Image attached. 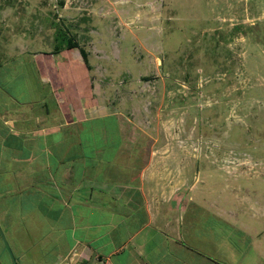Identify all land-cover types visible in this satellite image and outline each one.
I'll return each instance as SVG.
<instances>
[{"label": "rangeland", "instance_id": "obj_1", "mask_svg": "<svg viewBox=\"0 0 264 264\" xmlns=\"http://www.w3.org/2000/svg\"><path fill=\"white\" fill-rule=\"evenodd\" d=\"M0 65L8 99L50 95L100 160L153 154L193 252L264 264V0H0Z\"/></svg>", "mask_w": 264, "mask_h": 264}, {"label": "crops", "instance_id": "obj_2", "mask_svg": "<svg viewBox=\"0 0 264 264\" xmlns=\"http://www.w3.org/2000/svg\"><path fill=\"white\" fill-rule=\"evenodd\" d=\"M1 81L0 264H223L193 252L177 212H162V197L178 209L182 199L148 186L153 154L100 160L74 132L80 117L56 101L52 113V97L33 88L8 99ZM125 162L120 177L100 178Z\"/></svg>", "mask_w": 264, "mask_h": 264}, {"label": "trees", "instance_id": "obj_3", "mask_svg": "<svg viewBox=\"0 0 264 264\" xmlns=\"http://www.w3.org/2000/svg\"><path fill=\"white\" fill-rule=\"evenodd\" d=\"M77 47H79V44L73 38H70L66 43V49H74ZM57 51H58V48H57ZM82 55L86 59L87 55H86L85 51H82Z\"/></svg>", "mask_w": 264, "mask_h": 264}]
</instances>
